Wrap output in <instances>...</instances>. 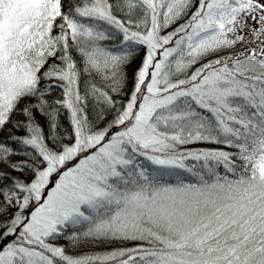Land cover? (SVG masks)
<instances>
[{
  "label": "snow or ice",
  "instance_id": "obj_1",
  "mask_svg": "<svg viewBox=\"0 0 264 264\" xmlns=\"http://www.w3.org/2000/svg\"><path fill=\"white\" fill-rule=\"evenodd\" d=\"M10 123L35 164L0 142V264H264V0H0Z\"/></svg>",
  "mask_w": 264,
  "mask_h": 264
},
{
  "label": "trees",
  "instance_id": "obj_2",
  "mask_svg": "<svg viewBox=\"0 0 264 264\" xmlns=\"http://www.w3.org/2000/svg\"><path fill=\"white\" fill-rule=\"evenodd\" d=\"M117 33L113 31V39L105 41L106 45L110 48H121L124 47V51L128 53L129 57H135L134 63L131 64L129 68V84H128V89L126 91L131 89V74L132 70L136 69L140 65V58L143 55L142 51L137 50L136 45L132 44L130 46H123L121 41L117 39ZM91 81L86 80L83 75L80 77V92L81 95L85 93V89ZM51 83H59V81H52ZM121 96H123V93H121ZM62 98V93L59 88L54 89L50 93L46 95V99L49 101L47 108L49 111H52L53 109H56V112L58 114H54L53 116V122L56 125L55 132L58 138H61L62 142H67V137L65 134L70 133V115L69 112L56 105V101L60 100ZM120 100H117V103H120ZM86 110L88 108L91 109L89 112V117L94 118L100 113L104 111L103 107V102L99 101L98 99H94L91 96L88 97L87 100V105L85 106ZM13 119H19L21 121L24 120L23 116H15ZM108 119H111V116H108ZM37 120L39 123L43 126L45 125V118L42 116H38ZM101 127L103 126L102 124L100 125ZM25 132L16 128L14 124H8L4 129L0 130V142L7 143L9 146H11L14 149V152L16 154H13L9 157L8 162H23L26 164H35V160L33 158V154L31 149L26 148L23 144L19 143L18 140L17 142L13 141V138H20L25 136ZM49 134V129L45 126L44 127V135L47 138ZM201 147H209V148H222L225 151H229L230 149L223 148L222 145H202ZM146 163V162H145ZM188 166L193 168L194 172L200 171L201 169L205 168V164L202 161H194L189 159L188 161L185 162ZM18 173L13 172L12 175H17ZM25 177L29 176V173L27 170L23 173ZM185 175H189L188 173H185ZM191 178V176H189ZM60 244L64 245L67 249V246L69 244L68 239H61L59 241ZM109 245L101 242H95V241H90L87 239H84L81 236V247L77 249L71 250L73 254H78L81 252L84 253H101L103 251H106L108 249ZM112 248H117L120 247L118 243H112L111 244Z\"/></svg>",
  "mask_w": 264,
  "mask_h": 264
},
{
  "label": "rangeland",
  "instance_id": "obj_3",
  "mask_svg": "<svg viewBox=\"0 0 264 264\" xmlns=\"http://www.w3.org/2000/svg\"><path fill=\"white\" fill-rule=\"evenodd\" d=\"M83 228H84V226L82 225V226H80V229H81V233H80V235L83 237Z\"/></svg>",
  "mask_w": 264,
  "mask_h": 264
}]
</instances>
